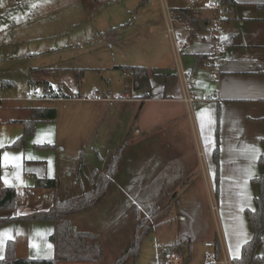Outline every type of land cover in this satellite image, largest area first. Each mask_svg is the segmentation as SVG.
I'll return each instance as SVG.
<instances>
[{
  "label": "crops",
  "instance_id": "crops-1",
  "mask_svg": "<svg viewBox=\"0 0 264 264\" xmlns=\"http://www.w3.org/2000/svg\"><path fill=\"white\" fill-rule=\"evenodd\" d=\"M229 1L233 15L227 23V60L219 66L212 61L215 43L207 31L210 13L189 9L205 27L177 33L178 40L189 41L178 55L167 16L180 17V10L188 6L173 3L175 12L163 0V10L150 18L162 29L166 42L161 47L155 44L154 53L147 58L152 66H141L150 75L146 89H136L133 73L125 70L134 66L114 62L107 69L114 79H123L125 71L132 77L124 90L102 85L89 95L82 94V89L71 94L58 92L46 74L48 69L64 65L53 55L64 48L26 54L45 57L43 66L20 70L26 76L22 86H28L23 97L17 98L15 82L0 78V178L4 187L16 189L17 194L45 190V198L52 194L55 203L89 192L106 173L116 150L125 145L105 199L72 217L75 231L100 236L104 256L98 264H112L133 240L138 217H148L155 210L156 228L150 237L164 259L168 257L165 247L186 239L192 247L189 264L232 262L252 239L247 211L256 208L259 187L255 180L262 174L259 159L264 155V0ZM0 52V59L3 52L11 59L7 44H0ZM80 68L86 73L103 71L91 65ZM183 71L190 73L188 88ZM32 88L54 93L57 99L45 102L56 105L14 104L38 102L24 99ZM187 93L195 96L192 105L185 102ZM39 108H56V120H33V112ZM29 122L33 133L19 148H12ZM101 147L105 155L97 153L99 164L86 168L79 155L89 148L99 152ZM67 152L73 154L70 161ZM6 154L10 162H4ZM14 157L19 159H11ZM38 179H56L59 187L56 191L37 189ZM8 216L23 214L0 213V217ZM162 226L173 228L164 238L159 234ZM54 231L55 224L47 221L14 220L0 225V260L10 241L15 243L18 259H53ZM171 234L174 240H168ZM196 245L203 252H197ZM217 245L218 257L209 259ZM258 252L264 257V231ZM155 264H162L161 260L156 258Z\"/></svg>",
  "mask_w": 264,
  "mask_h": 264
},
{
  "label": "rangeland",
  "instance_id": "rangeland-1",
  "mask_svg": "<svg viewBox=\"0 0 264 264\" xmlns=\"http://www.w3.org/2000/svg\"><path fill=\"white\" fill-rule=\"evenodd\" d=\"M165 1L175 12L177 9L173 3L188 6L187 0ZM163 4V0H120L118 3H112L111 0H0V44H7L11 56L7 60L4 57L7 53H2L0 78H10L15 82L13 90L18 94L17 98L23 97L26 95L23 90L28 86H22L26 76L20 70L43 66L45 57H28L26 54L64 48L65 50L53 54L58 58V64L64 65L48 69L46 74L47 80L58 92L71 94L82 89V94L89 95L90 91L94 92L102 85L112 90H124L132 81L129 71L124 72L123 79L118 76L121 75L120 72L116 74L119 78L114 79L113 72L107 69L114 62L119 65L152 66L147 58L154 53L156 43L161 47L166 40L162 29L153 24L150 16L161 12ZM113 28V32L108 35ZM85 65L103 68V71H100L101 74L86 73V70L80 68ZM31 92L34 94V88ZM41 94L43 95L42 91ZM15 103L29 106L56 105L55 102L45 101ZM4 104L9 106V103ZM89 149L79 155L86 168L99 164V153L101 157L105 155L102 147L99 152ZM66 156L69 161L74 158L71 152H67ZM45 193V190H20L17 194L16 211L28 215L34 211L50 209L54 204L52 194H49L47 200ZM172 229L171 226H162L159 234L164 238ZM173 236L171 234L168 240H174ZM157 245L155 240L151 241V237L146 238L137 263L129 261L127 264H155L156 258L162 264L169 263V257L164 259L160 256L162 253L157 252ZM203 249L196 245L197 252H203Z\"/></svg>",
  "mask_w": 264,
  "mask_h": 264
},
{
  "label": "trees",
  "instance_id": "trees-1",
  "mask_svg": "<svg viewBox=\"0 0 264 264\" xmlns=\"http://www.w3.org/2000/svg\"><path fill=\"white\" fill-rule=\"evenodd\" d=\"M231 5L229 0H223ZM180 17L193 26V30L202 28L205 22L194 18L190 10L181 9ZM207 24V22H206ZM205 27V26H204ZM124 70V69H123ZM133 73L136 89H146L149 87V71L145 67L134 66L125 67ZM40 74L44 70L32 71ZM33 120L54 121L57 118L56 108H39L34 110ZM27 125L24 135L12 146L19 148L25 140V137L33 133L32 123ZM125 145L116 150L111 158L108 169L101 175L95 188L89 192L80 194L66 200H56L53 206L46 211H34L23 216L0 217V225L7 224L14 220L24 221H47L55 224V231L52 240L55 244V257L53 259H18L15 254V243H7L4 259L0 264H69V263H88L98 264L104 256V245L99 235L94 233L79 232L73 229L72 217L80 212L91 209L99 205L107 196L113 186L114 178L121 164L122 154ZM0 150V155L2 154ZM218 157V150L216 151ZM259 163L262 168L261 176L255 180L259 187V196L256 199V208L247 211L249 225L252 230V239L245 243L241 250V255L232 261V264H264V257L259 255V248L262 244V235L264 231V155L260 157ZM59 182L56 179H38L35 184L37 189H52L56 191ZM17 191L14 188L4 187L0 178V213H13L16 211ZM158 214V210L145 218L138 217V223L135 227L134 237L128 247L112 264H127L129 261L137 263L143 242L150 237L156 225L153 220ZM164 254L176 253L179 255L181 264H189L192 247L189 240H182L163 250ZM219 255V245L215 248V257Z\"/></svg>",
  "mask_w": 264,
  "mask_h": 264
},
{
  "label": "built area",
  "instance_id": "built-area-1",
  "mask_svg": "<svg viewBox=\"0 0 264 264\" xmlns=\"http://www.w3.org/2000/svg\"><path fill=\"white\" fill-rule=\"evenodd\" d=\"M119 0H112V2H118ZM201 8L204 11L210 13L208 33L210 38L215 43V50L212 54V61L215 66H219L227 60V46L225 44V38L227 34V23L230 21L233 15V7L223 0H189L188 7L186 9ZM168 13H170V8H167ZM168 32L173 38L174 48L176 53L179 55L182 50H184L188 45L189 41L187 39L178 40L177 33L180 31H191L193 26L183 20L181 17H173L171 14L167 16ZM176 25L178 27H176ZM190 73L188 71L182 72L183 80L185 85L189 87L188 77ZM43 93V92H42ZM92 99H97L92 96ZM25 100L28 101H47L56 100L57 96L54 93H43L40 95L39 90H35L34 94L27 95ZM205 99L211 100L212 97L206 96ZM195 101V96L192 93H187L185 96V102L192 105ZM208 247H213V244H207ZM215 255L209 257V259H214ZM170 262L166 264H181V260L178 254L171 253L168 254ZM223 264H232L230 260L224 259Z\"/></svg>",
  "mask_w": 264,
  "mask_h": 264
},
{
  "label": "snow or ice",
  "instance_id": "snow-or-ice-1",
  "mask_svg": "<svg viewBox=\"0 0 264 264\" xmlns=\"http://www.w3.org/2000/svg\"><path fill=\"white\" fill-rule=\"evenodd\" d=\"M11 159H19V158L18 157H14V158H11ZM3 160H4V162H10V158H9V156L7 154L3 157ZM5 182L7 183V181H5Z\"/></svg>",
  "mask_w": 264,
  "mask_h": 264
}]
</instances>
